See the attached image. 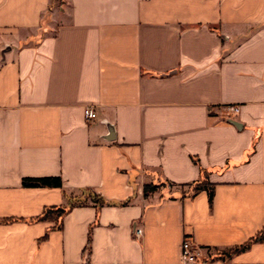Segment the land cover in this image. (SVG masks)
<instances>
[{"label":"crops","instance_id":"1","mask_svg":"<svg viewBox=\"0 0 264 264\" xmlns=\"http://www.w3.org/2000/svg\"><path fill=\"white\" fill-rule=\"evenodd\" d=\"M185 236L264 264V0H0V264H181Z\"/></svg>","mask_w":264,"mask_h":264},{"label":"trees","instance_id":"2","mask_svg":"<svg viewBox=\"0 0 264 264\" xmlns=\"http://www.w3.org/2000/svg\"><path fill=\"white\" fill-rule=\"evenodd\" d=\"M22 184L25 186H61V179L59 176H38V177H24L22 178ZM157 187L156 184L147 183L143 186V191L146 194L147 191L155 189ZM190 189L192 193H196L200 189H206L208 192L209 200L212 199V183L209 182L207 175L204 174V176L201 178V180L193 182L190 184ZM54 209L52 207H47L43 210L42 214L39 216L40 219H45L48 217V215L53 211ZM55 211L58 216H61L65 209L62 207L55 208ZM261 233H258L256 236H254L252 239H258L260 238ZM89 241L90 236L88 235L87 242H86V248H89ZM246 244H241L239 246H236L232 248L228 252H224L221 254L223 258H229L233 253L236 251H239L245 247Z\"/></svg>","mask_w":264,"mask_h":264},{"label":"built area","instance_id":"3","mask_svg":"<svg viewBox=\"0 0 264 264\" xmlns=\"http://www.w3.org/2000/svg\"><path fill=\"white\" fill-rule=\"evenodd\" d=\"M225 113H237L239 106L237 104H223L221 106ZM86 118L95 117L96 113L91 107L84 110ZM134 233L138 236L141 233L140 227H135ZM207 250L193 241L190 237H183L180 243V261L181 264H207L210 261Z\"/></svg>","mask_w":264,"mask_h":264},{"label":"water","instance_id":"4","mask_svg":"<svg viewBox=\"0 0 264 264\" xmlns=\"http://www.w3.org/2000/svg\"><path fill=\"white\" fill-rule=\"evenodd\" d=\"M233 123H236L235 121H232Z\"/></svg>","mask_w":264,"mask_h":264}]
</instances>
